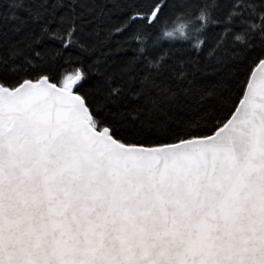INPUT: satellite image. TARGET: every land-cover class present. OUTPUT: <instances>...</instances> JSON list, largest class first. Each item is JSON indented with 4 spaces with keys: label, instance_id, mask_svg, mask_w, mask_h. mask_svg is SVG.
I'll return each mask as SVG.
<instances>
[{
    "label": "snow or ice",
    "instance_id": "obj_1",
    "mask_svg": "<svg viewBox=\"0 0 264 264\" xmlns=\"http://www.w3.org/2000/svg\"><path fill=\"white\" fill-rule=\"evenodd\" d=\"M0 264H264V0H0Z\"/></svg>",
    "mask_w": 264,
    "mask_h": 264
},
{
    "label": "trees",
    "instance_id": "obj_2",
    "mask_svg": "<svg viewBox=\"0 0 264 264\" xmlns=\"http://www.w3.org/2000/svg\"><path fill=\"white\" fill-rule=\"evenodd\" d=\"M175 39H176V41H177L178 43L183 42V41H182V38H180V37H176ZM163 44H164V47H167V46H168V41H163ZM125 54H126V55H132V52L129 51V52L125 53Z\"/></svg>",
    "mask_w": 264,
    "mask_h": 264
}]
</instances>
